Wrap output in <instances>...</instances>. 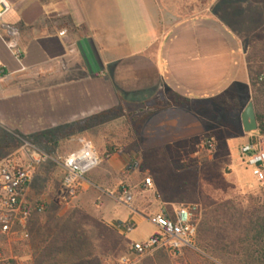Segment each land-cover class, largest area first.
Segmentation results:
<instances>
[{
    "label": "crops",
    "instance_id": "0c3cea01",
    "mask_svg": "<svg viewBox=\"0 0 264 264\" xmlns=\"http://www.w3.org/2000/svg\"><path fill=\"white\" fill-rule=\"evenodd\" d=\"M7 1L11 10L3 23L19 32L25 71L0 37L1 129L31 136L127 106L149 111L139 131L130 125L122 130L130 147L104 161V173L94 182L85 180L82 191L92 190L104 202L107 226L129 222L137 229L176 206L170 204L169 183L165 189L158 177L159 156L194 155L210 136L214 152L222 149L235 171L229 141L260 137L244 132L241 116L253 103L248 58L251 42L264 36V0ZM170 93L188 105L169 107ZM119 119L103 120V130L112 123L110 130L120 131ZM106 149L95 150L101 156ZM146 158L152 188L138 177ZM131 161L139 166L126 172ZM34 188L31 183L33 208ZM122 188L134 195L132 210L119 200ZM113 202L128 209L124 218L115 214Z\"/></svg>",
    "mask_w": 264,
    "mask_h": 264
},
{
    "label": "rangeland",
    "instance_id": "374dc122",
    "mask_svg": "<svg viewBox=\"0 0 264 264\" xmlns=\"http://www.w3.org/2000/svg\"><path fill=\"white\" fill-rule=\"evenodd\" d=\"M148 113L147 107L127 106L104 118L93 117L59 130H46L31 136H23L16 131L0 128V157L13 154L21 146L19 139H25L53 159L41 164L33 177L32 185L35 187L33 205H44L45 213L33 220L31 238L28 242H13L8 249L7 255L14 259L15 264H36L42 261L45 264L119 263L123 255L103 254L95 229L85 224L82 219V215L85 214L103 222L101 213L104 202L100 199V195L94 196L92 190L86 189L75 199H68L62 186L61 168L57 162L78 148L80 138L90 140L97 151L100 147H108L116 149V152H121L130 145L127 144V141L131 140L122 130L128 129L129 125L136 129ZM257 113L264 115V108L258 107ZM117 116L120 118L118 121L120 131H111L109 127L112 123L106 124L107 130H103L102 121ZM249 142V136L244 135L229 141L230 163L235 171L230 167L229 159L221 148V150L217 149L212 153L202 147L198 151L195 150L194 155L176 152L159 156L160 161L157 164L162 169L159 172L166 175L162 179L165 189L168 188L167 182L170 179L171 183H187L190 186L195 184L204 197L219 203L230 199L245 198L248 195L256 196L264 184L257 183L251 171L244 167L240 160V149ZM103 155L101 156L103 157ZM134 161L136 162V160ZM133 163V161L130 162L131 165ZM151 164L146 158L138 167V169L142 168V174L138 176L141 180H144L145 177H150L153 180L152 171L145 173ZM100 166L89 173L85 180L94 182L99 178L104 173V169ZM83 187L86 188V184ZM175 197V194L169 196L171 199ZM179 205L197 207L198 229L201 228L207 216L208 221L212 219V208L207 207L203 201L199 205L190 203ZM111 207H114L115 214H119L118 218H124L128 213L127 208L116 202H113ZM217 227L223 228L221 224ZM153 232H158L157 228L147 221L129 233V239L140 242ZM123 236L126 237V235ZM157 255L161 259L159 264H227L230 261L227 257H223L222 260L209 257L199 249L197 251L188 249L176 257L168 254L165 256L155 254L152 259H156Z\"/></svg>",
    "mask_w": 264,
    "mask_h": 264
},
{
    "label": "built area",
    "instance_id": "2783aa9c",
    "mask_svg": "<svg viewBox=\"0 0 264 264\" xmlns=\"http://www.w3.org/2000/svg\"><path fill=\"white\" fill-rule=\"evenodd\" d=\"M11 10L7 0H0V37L15 59L23 67V52L19 46L18 30L3 23L6 14ZM62 35L65 32L61 33ZM4 71L0 69V75ZM264 83V75L259 78ZM20 148L7 157H0V264H15L14 259L7 255L13 242H28L31 238L30 225L34 215L45 213L44 205L32 207L28 201L29 189L37 168L50 160L28 140L19 139ZM202 147L208 152L215 151L216 142L213 137L202 140ZM240 160L249 169L257 183L264 184V138L257 137L253 142L243 145L240 149ZM62 172V186L67 198L75 199L83 190L85 177L102 163V157L96 152L91 141L80 138L78 149L60 158L57 162ZM138 165H129L126 172L134 171ZM144 187L152 188V179L145 178ZM120 202L132 210L134 195L126 188L118 191ZM198 209L191 205L173 207L172 214L167 209L151 215L148 220L158 232L143 242L131 244L132 254L122 257L118 264H140L144 259L165 250L177 256L185 249L197 251ZM121 235L134 231L133 224L120 223L115 227Z\"/></svg>",
    "mask_w": 264,
    "mask_h": 264
},
{
    "label": "trees",
    "instance_id": "16d2710c",
    "mask_svg": "<svg viewBox=\"0 0 264 264\" xmlns=\"http://www.w3.org/2000/svg\"><path fill=\"white\" fill-rule=\"evenodd\" d=\"M250 48L248 62L251 88L254 95L253 104L258 121L256 133L264 138V115L257 113L258 107L264 108V83L259 82V78L264 75V36H260L259 39L255 38L251 42ZM167 102L169 107L182 108L188 105V101L176 93L168 94ZM141 126L142 122L137 125V131ZM209 137L206 136L203 139ZM115 152L116 149L107 147L106 153L103 157L101 156L103 161L108 160ZM165 176L162 172L158 174L161 179ZM167 183H169V196L170 194L176 196L170 204L190 203L199 205L203 201L207 207L212 208V219L208 221L207 216L201 228L198 229L197 248L201 252L221 260L224 259L223 257H227L230 259L227 264H264V185L256 196L248 195L245 198L230 199L219 203L204 197L195 184L190 186L187 183H171L170 179ZM172 209V205L167 208L170 215ZM82 219L85 224L95 229L103 254L123 255V257L132 254V243L121 235L116 228L109 227L102 221L85 214L82 215ZM220 224L223 228L217 227ZM185 251L188 249L182 252ZM165 253L171 255L165 250H160L155 254L165 256ZM156 257V259H152V256L148 257L141 264H156V262L159 264L161 259L159 255ZM36 264L45 263L42 261Z\"/></svg>",
    "mask_w": 264,
    "mask_h": 264
},
{
    "label": "water",
    "instance_id": "95a60500",
    "mask_svg": "<svg viewBox=\"0 0 264 264\" xmlns=\"http://www.w3.org/2000/svg\"><path fill=\"white\" fill-rule=\"evenodd\" d=\"M242 127L245 133H255L258 131V121L254 104L251 102L241 116Z\"/></svg>",
    "mask_w": 264,
    "mask_h": 264
}]
</instances>
